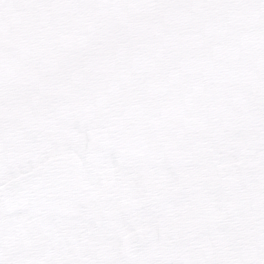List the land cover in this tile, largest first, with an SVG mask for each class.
<instances>
[{
  "label": "snow or ice",
  "instance_id": "6c2138e0",
  "mask_svg": "<svg viewBox=\"0 0 264 264\" xmlns=\"http://www.w3.org/2000/svg\"><path fill=\"white\" fill-rule=\"evenodd\" d=\"M0 264H264V0H0Z\"/></svg>",
  "mask_w": 264,
  "mask_h": 264
}]
</instances>
